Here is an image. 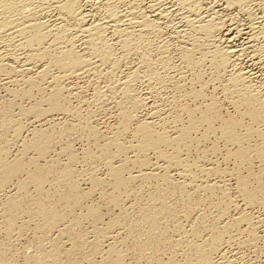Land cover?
<instances>
[{"label": "bare ground", "instance_id": "6f19581e", "mask_svg": "<svg viewBox=\"0 0 264 264\" xmlns=\"http://www.w3.org/2000/svg\"><path fill=\"white\" fill-rule=\"evenodd\" d=\"M162 31L183 41L179 56L186 73L201 81L205 67L210 72L207 83L222 85L220 91L232 115L224 118L221 102L212 97L206 102L201 91H180L182 94L173 96L175 111L171 107L170 113H162L163 108H152L149 116L157 117V124L154 118L138 123L143 99L132 91L139 73L135 71L132 78L129 75L130 79L116 84L122 96L115 103L117 132L99 144L95 129L88 130L95 149L85 148L81 159L67 145L61 167H57L59 155L57 159L50 156L65 126L63 132L62 126L57 132L49 128V133L33 129L32 138L22 144L21 155L27 157L31 150L36 157L29 156L26 163L22 158H8L9 136H1L0 192L10 185L15 191L2 202L0 228L8 239L26 226L33 231V254L23 264H126L122 244L115 241L122 231L132 244L137 258L134 264L141 263L138 259L146 264H234L237 257L225 255L234 245L264 254V230L259 235L264 228V0H0V78L12 72L21 75L20 81L7 78L12 85L19 82L18 92L8 88L15 97L31 98L34 90L41 93L29 110H20L18 118L33 115L37 119L45 112L44 104L48 113L70 115L73 108L62 98L63 81L115 71L119 66L114 48L121 55L141 48L144 53L150 48L149 36L157 38ZM147 55L142 57L145 65ZM17 63L19 68L12 67ZM170 64L159 59L157 69L144 72L145 83L162 89L173 77ZM93 97L96 104L104 96L96 92ZM188 98L199 105H187ZM9 107L0 111V128L7 127L17 141L23 126L13 119ZM127 135L131 141L126 145L123 139ZM211 140L223 143L222 161L230 169L222 171L215 162L205 168L207 164L189 159L191 153L206 157L200 147ZM216 145L212 144L210 154L215 153ZM76 163L83 167L75 170ZM97 168L104 169L103 179L96 176ZM78 180L88 182L92 192L100 188V201L117 209V216L103 222L100 207L86 205L89 193L78 188ZM228 182L234 183V200L227 193ZM30 186L33 192L28 191ZM146 188L148 196L141 201ZM255 208L261 214L253 217L248 211ZM18 220L23 222L19 227ZM161 254L166 255L165 261L158 258ZM0 258L3 264H13L10 258L1 254ZM96 258L100 263H95Z\"/></svg>", "mask_w": 264, "mask_h": 264}, {"label": "rangeland", "instance_id": "374dc122", "mask_svg": "<svg viewBox=\"0 0 264 264\" xmlns=\"http://www.w3.org/2000/svg\"><path fill=\"white\" fill-rule=\"evenodd\" d=\"M163 33H162V35H163V37H162V35H160L159 37H157V38H155L154 36V38L150 35L149 37H151L149 40H148V42H149V44L150 45H148L150 48H148V50L146 49V50H144V53H142V51L143 50H141V49H138V51L136 52V51H132V52H128V53H123L122 52V55H121V51H120V49H118V47H116V48H114V57H115V60H116V62L118 63V64H116V66L118 65L119 67V69L118 68H116L115 69V71H111L110 69H107L106 70V72L105 71H103L102 73H101V75H99L98 77H91V75L89 74V76H87V77H84V78H82V79H78V80H67V81H63L62 83H61V90H62V96H64V97H62V98H64L63 100H65V102H67V106H68V108L71 110L72 108L75 110V109H77V110H75L74 112H73V109H72V111H71V114L70 115H68V114H64V113H48L47 111V107H46V104H44V105H42L41 107H42V110L43 111H45V112H43V113H41L42 114V116H41V114H40V116H41V118H40V116L37 118V119H35V117L33 116H24V117H21V118H18V116L20 117V110L22 109V110H29L31 107H32V105L34 104V100L35 101H38L39 100V98H40V94L41 93H39L37 90H34L33 92H32V94H31V98H25L24 99V97L22 98L21 96H18V97H15L14 95H13V93L12 92H18V85H19V82H18V85H15V84H10V83H8L9 81V79H7V78H10V81H12L11 79H13V80H15L16 81V79H17V81H20V77H21V75L19 74V73H17V72H14V75H13V72H12V74L11 73H8L6 76H8L9 74L10 75H12V76H8L7 78L5 77V76H1V80H0V111H3V110H5L6 108L8 109V107L10 106V107H12L13 109H11L10 107H9V110H12V117H13V119L14 120H18V122H19V120H20V124L23 126V128H22V131H21V133H20V139H17V141L13 138V140H12V137L10 136L11 135V133H10V131H8V129H7V127H5V128H0V137L1 136H3V135H5V134H7L8 136H9V143H8V145H7V147H6V149H8V151H7V154H8V158L10 159V160H13V159H19V158H22L21 160H23L25 163H26V161H28V159H29V156H30V158L31 157H36V154L33 152V151H29L28 150V153L27 154H25V156H27V157H24V156H22L21 155V150H22V144L23 143H25L26 141H28L29 139H31L32 138V136H33V133H34V131L35 130H37L36 132H40V131H42L43 133H49V132H51L52 130L55 132H57V131H59V130H61L62 132H63V129H64V126H65V131L63 132V136H62V138L61 139H59V140H56L55 141V143H53V150H52V155L50 154V156H51V158H55V157H57L58 155L60 156H58L57 158H58V166L57 167H61L63 164H64V162L66 161V153H67V151H66V145L69 147V150L73 153V152H75V153H73V154H75V156H77L76 158L77 159H81L80 157V155H82L83 154V152L85 151V150H91V151H94V147H93V144L94 143H92L93 141H91V139L93 140V138H91L90 139V136H89V133H88V130H90V129H95V131L97 132V138L99 139V141H101V142H99L98 141V139H97V141L99 142V144H101L103 141H104V138H106V136L107 137H110V136H112V135H114L116 132H117V129H118V122H119V119H118V109L116 108V100H117V102L119 101V100H121V93H120V90H119V88L117 87V85L116 84H118L119 82H123L124 80H128V78L130 77V78H132L133 77V75H131V74H136L137 72H135V71H138L139 73H137L136 74V80H135V82H133V84H131L132 86H134L133 88H132V91H133V93L134 94H136L138 97H139V99H143L142 100V103H143V105H142V107L139 109V112H137L138 114H137V118H136V121L139 123H146L147 121L149 122V121H151L152 122V120H153V118H154V122H155V124H157L156 122H158V121H156L157 120V117H152V116H149V113H150V115H151V111H153L152 110V108L154 109H156V110H161L162 108V113L164 112V113H167V110H168V112H169V110H171V107L173 108V110L175 109L174 108V104H173V98L174 97H176V96H179L180 94H182V92H184V93H189V92H191V91H201V93L204 95L203 96V99L205 100V99H207L206 100V102L208 101V99L210 100L211 99V97L213 98V99H215L218 103H220L219 104V106L221 107V115L223 116V114H224V118H226L227 116H229L230 114L232 115V110H231V107L227 104V101L224 99V95H222L223 94V92L222 91H220L221 90V88H222V85H220V83L219 82H213L212 84H210V83H207V81L209 82V80H210V72L208 71V69H206L205 67H204V74L202 75V79H201V81H197L196 80V78L195 77H191V75L190 74H188V73H186V71H185V68H184V66H183V64H182V62L180 61V56H179V52H180V50H182V48H183V45H181L182 44V42L183 41H181V40H179V39H175L174 40V38H172L171 37V35L169 34V32L167 33V31H162ZM165 35V36H164ZM167 36V37H166ZM165 38V39H164ZM216 38H217V35H215V40H216ZM154 41H153V40ZM161 39V40H160ZM158 40V41H157ZM172 40V41H171ZM178 41V43H177V41ZM150 41H153V43L152 42H150ZM174 41V42H173ZM158 42V43H157ZM162 43V44H161ZM168 43V44H167ZM170 43V44H169ZM174 43V44H173ZM154 44V45H153ZM157 45V46H156ZM162 45H164V46H162ZM155 46V47H154ZM162 46V47H161ZM152 47V48H151ZM156 47H158V49L156 48ZM160 47V48H159ZM171 47V48H170ZM144 49V48H143ZM157 50V51H156ZM161 50H163V51H161ZM165 50V51H164ZM170 50V51H169ZM179 50V51H178ZM169 51V52H168ZM141 52V53H140ZM146 52V53H145ZM170 52H171V54H170ZM162 54V56L161 55H158V54ZM118 54V55H117ZM127 54V55H126ZM144 54H148L147 55V58H148V62H147V65H145V63H143V60H142V57H143V55ZM156 54V55H155ZM120 55L121 56H123V57H120ZM160 56V57H158V56ZM134 56H135V58H134ZM141 56V57H140ZM165 56H166V58H165ZM169 56V57H168ZM117 57H119V58H117ZM161 57H163V58H161ZM125 58H126V60H125ZM130 58V59H129ZM132 58V59H131ZM140 58H141V60H140ZM153 58V59H152ZM164 59V60H166L167 59V61L169 62V63H171L170 65H172L171 67H170V69H171V76H173L172 77V82H171V80H169L167 83H166V85H164L163 87H162V89L161 88H159V89H154L153 87L151 88V86H149V85H147V83H145L146 82V75L144 74V72L147 74V72H148V70H152V69H154V68H158L159 66H157V65H159V59ZM124 59V60H123ZM151 59V60H150ZM118 60V61H117ZM129 60V61H128ZM140 60V61H139ZM139 61V62H138ZM149 61H150V63L153 65H151L150 63H149ZM153 61H155V63H152ZM172 61V62H171ZM132 62V63H131ZM140 62H141V64H140ZM129 63V64H128ZM18 65H20V64H12V67H16V68H19V66ZM125 65V66H124ZM149 65H151V66H149ZM18 66V67H17ZM142 66V67H141ZM145 66V67H144ZM147 66H148V68H147ZM146 68V69H145ZM181 68V69H180ZM118 69V70H117ZM134 69V70H133ZM179 69V70H178ZM112 72H110V71ZM133 70V71H132ZM147 70V71H146ZM155 70V69H154ZM176 70V71H175ZM183 70V71H182ZM207 70V71H206ZM35 71H37V70H33V72L32 73H34ZM129 71V72H128ZM185 71V72H184ZM206 71V72H205ZM117 72V73H116ZM128 72V73H127ZM141 72V73H140ZM184 72V73H183ZM206 73H207V75H206ZM16 74H19V75H17V77H16ZM115 74V75H114ZM111 75H113V76H111ZM126 75V76H125ZM130 75V76H129ZM144 75V76H143ZM183 75V76H182ZM109 76V77H108ZM118 76V77H117ZM206 76H209V78H207ZM114 77V78H113ZM140 79H139V78ZM143 77V78H142ZM183 77V78H182ZM185 77V78H184ZM3 78V79H2ZM16 78V79H15ZM129 78V79H130ZM176 78V79H175ZM206 78H207V80H206ZM92 81H91V80ZM99 79H100V81H99ZM112 79V80H111ZM138 79L140 80V81H138ZM174 79V80H173ZM185 79V80H184ZM190 79V80H189ZM209 79V80H208ZM3 80H5L4 81V83H2L3 82ZM109 80H111V81H109ZM192 80V81H191ZM196 80V81H195ZM204 80V81H203ZM205 80H206V82H205ZM104 81V82H103ZM115 81V82H114ZM203 81V84H201L200 82H202ZM6 82V83H5ZM66 82V83H65ZM76 82V83H75ZM83 82V83H82ZM98 82V83H97ZM100 82V83H99ZM110 82V83H109ZM192 82V83H191ZM205 82V83H204ZM85 83V84H84ZM92 83V84H91ZM111 83H113V84H111ZM142 83V84H141ZM178 83V84H177ZM182 83V84H181ZM195 83V84H194ZM199 83H200V85H199ZM7 84V85H6ZM95 84V85H94ZM172 86H171V85ZM210 84V85H209ZM222 84V83H221ZM15 85V86H14ZM43 85V86H42ZM42 85H41V88L45 91L46 90V92L48 93V87L46 86V84H44V83H42ZM71 85V86H70ZM179 85V86H178ZM192 85V86H191ZM219 85V86H218ZM17 86V87H16ZM81 86V87H80ZM148 86H149V88H148ZM178 86V87H177ZM184 86V87H183ZM201 86V87H200ZM64 87V88H63ZM112 87V88H111ZM179 87H181L179 90H178V88ZM213 87V88H212ZM10 89V91L12 90V92H10L9 91V89ZM13 88V89H12ZM97 88V89H96ZM151 88V89H150ZM171 88V89H170ZM199 88V89H198ZM201 88V89H200ZM214 88H216V89H214ZM17 89V90H16ZM94 89H96V90H94ZM136 89V90H135ZM177 89V90H176ZM193 89V90H192ZM196 89V90H195ZM198 89V90H197ZM13 90H15V91H13ZM103 90H105V93L103 92ZM143 90V91H142ZM155 90V91H154ZM159 90V91H158ZM184 90V91H183ZM9 91V92H8ZM93 91V92H92ZM102 91V92H101ZM112 91V92H111ZM117 91V92H116ZM158 91V92H157ZM180 91H182V92H180ZM38 92V93H37ZM65 92V93H64ZM75 92V93H74ZM96 92H98V93H102V95L104 96L103 97V100L101 101V102H96V104H95V101H94V97H93V95H94V93H96ZM156 92V93H155ZM178 92V93H177ZM69 93H71V94H69ZM107 93V94H106ZM113 93V94H112ZM160 93V94H159ZM173 93V94H172ZM183 93V94H184ZM78 94V95H77ZM111 96H110V95ZM146 94V95H145ZM149 94V95H148ZM157 94V95H156ZM68 95H70V96H68ZM72 95V96H71ZM101 95V94H100ZM114 95V96H113ZM156 97H155V96ZM168 95V96H167ZM13 96V97H12ZM77 96V97H76ZM117 96V97H116ZM152 96V97H151ZM159 96H160V98H159ZM171 96V97H170ZM174 96V97H173ZM217 96V97H216ZM223 96V97H222ZM12 97V98H11ZM16 99H15V98ZM34 97V98H33ZM37 97V98H36ZM108 99H107V98ZM113 99H112V98ZM142 97V98H141ZM11 98V99H10ZM14 98V99H13ZM22 98V99H21ZM166 98V99H165ZM218 98V99H217ZM221 98V99H220ZM223 98V99H222ZM67 99V100H66ZM86 99V100H85ZM106 99V100H105ZM170 99H172V100H170ZM189 99V100H188ZM188 99H186L185 100V102H186V104L187 105H191L192 107L193 106H198L199 104V102L197 101H194L193 99H191V98H188ZM28 100V101H27ZM114 100V101H113ZM220 100V101H219ZM21 101V102H20ZM79 101V102H78ZM194 101V102H193ZM226 101V102H225ZM91 102V103H90ZM102 102H103V105H102ZM104 102L105 103H107V104H104ZM111 102V103H110ZM16 103V104H15ZM21 103V104H20ZM70 103V104H69ZM166 103H167V105H166ZM226 103V104H225ZM14 104V105H13ZM19 104V105H18ZM30 104H32V105H30ZM70 106H69V105ZM82 104V105H81ZM145 104H147V105H145ZM172 106H171V105ZM2 105V106H1ZM21 105V106H20ZM23 105V106H22ZM30 105V106H29ZM91 105V106H90ZM223 105V106H222ZM44 106V107H43ZM85 106V107H84ZM96 106H97V108H96ZM101 106V107H100ZM145 106V107H144ZM147 106V107H146ZM153 106H156V107H153ZM229 106V107H228ZM4 107V108H3ZM72 107V108H71ZM150 107H151V109H150ZM228 107V108H227ZM103 108V109H102ZM161 108V109H160ZM170 108V109H169ZM166 109V110H165ZM80 110V111H79ZM141 110V111H140ZM116 111V112H115ZM172 111V110H171ZM170 111V112H171ZM175 111V110H174ZM169 112V113H170ZM18 113V114H17ZM48 113V114H47ZM75 113V114H74ZM81 113V114H80ZM84 114H85V116H84ZM116 114V115H115ZM93 117H92V116ZM80 116H82V118L80 117ZM87 116V117H86ZM90 118H89V117ZM148 116V117H147ZM79 117V118H78ZM151 117V118H150ZM16 118V119H15ZM156 118V119H155ZM39 119V120H38ZM79 119V121L80 122H78L77 120ZM88 119V120H87ZM150 119H152V120H150ZM34 120V121H33ZM63 120V121H62ZM141 120V121H140ZM23 121L24 122H26V123H23ZM32 121V122H31ZM46 121V122H45ZM86 123V125L84 124V122ZM89 121V122H88ZM146 121V122H145ZM82 122V123H81ZM41 123H43V124H41ZM25 126H24V125ZM57 124V125H56ZM62 124V125H61ZM64 124V125H63ZM43 125V126H42ZM56 126V127H58V128H56V127H54V126ZM60 125V126H59ZM1 126V125H0ZM34 126V127H33ZM40 126V127H39ZM53 126V127H52ZM62 126V128L61 129H59L60 127ZM72 126H74V127H72ZM79 126H80V128H79ZM83 128H82V127ZM85 126V127H84ZM135 126V125H134ZM66 127H68V128H66ZM72 127V128H71ZM87 127H89L88 129H85V128H87ZM48 128V129H47ZM52 129V130H50V129ZM117 128V129H116ZM33 129H34V131H33ZM58 129V130H57ZM73 129H76V130H73ZM25 130V131H24ZM50 130V131H49ZM69 130V131H68ZM5 131V132H4ZM44 131H46V132H44ZM74 131V132H73ZM78 131V132H77ZM84 131V132H83ZM108 131V132H107ZM7 132V133H6ZM29 132V133H28ZM80 132V133H79ZM71 133V134H70ZM85 133V134H84ZM101 133V134H100ZM65 134V135H64ZM68 134V135H67ZM7 135H5V136H7ZM73 135V136H72ZM103 135V136H102ZM7 136V137H8ZM89 136V137H88ZM105 136V137H104ZM27 137V138H26ZM88 137V138H87ZM101 137H103V138H101ZM23 138H24V140H23ZM65 138V139H64ZM101 138V139H100ZM12 141H11V140ZM128 139V140H127ZM131 138H130V135H127V136H125V138L123 139V143L124 144H129V142L131 141L130 140ZM15 140V141H14ZM61 141V142H60ZM87 141V142H86ZM216 141V142H215ZM211 140L210 142H208V143H205V144H202L201 145V147H200V150L202 149V150H205V154H206V157H201L202 158V160H201V158L200 157H197L198 155H196V153H191V155H189V159L192 161V158H193V161H199L198 163L201 165H203V166H205L206 164V166H205V168H211L212 166H213V164H215V163H218V164H215V165H218V168L220 169V170H224V171H226L228 168L230 169L231 168V166L226 162V163H223V159H222V156L224 155V150H223V143L221 142V141H217V140ZM11 143V144H10ZM60 143V144H59ZM62 143V144H61ZM69 143V144H68ZM217 144L216 146H215V148H216V150L217 149H219V150H215L214 152L215 153H211L210 154V152H209V149H210V147L212 146V144ZM83 144V145H82ZM87 144V145H86ZM14 145V146H13ZM70 145H71V147H70ZM60 146V147H59ZM73 146V147H72ZM86 146V147H85ZM62 147H65V149L64 148H62ZM70 148H72V149H70ZM85 148H87V149H85ZM85 149V150H84ZM212 149V148H211ZM61 150H63V152L61 151ZM66 151V152H65ZM34 154H33V153ZM61 152V153H60ZM209 152V153H208ZM218 152V153H217ZM30 153V154H29ZM55 154V155H54ZM14 155V156H13ZM209 155H212V157H210ZM49 156V157H50ZM13 157V158H12ZM79 157V158H78ZM57 158H55V159H57ZM206 158V159H205ZM207 158H208V160H207ZM50 158H48V160H49ZM195 159H197V160H195ZM211 159V160H210ZM47 160V161H48ZM213 160V161H212ZM219 160V161H218ZM221 161V162H220ZM208 162V163H207ZM213 162V163H212ZM215 162V163H214ZM225 162V161H224ZM40 164H42V165H44V161H40L39 162ZM63 163V164H62ZM81 165V164H80ZM79 164H75L74 165V167L73 168H75V170H80V168H82L83 166H80ZM209 165V166H208ZM210 165H212V166H210ZM57 169V168H56ZM102 169V170H101ZM226 169V170H225ZM222 170V171H223ZM97 173H96V176L97 177H99V178H104V174H105V171H104V169L103 168H97V171H96ZM102 172H103V174H102ZM98 174V175H97ZM102 178V179H103ZM49 179L51 180V176H49ZM79 181V180H78ZM88 182H83V181H79V185H78V188L80 189V190H82V192L83 191H85V190H87V191H85L84 193H89V199L86 201V205H90V203H91V205H92V203L94 204V205H96V206H98V208L100 207V213H103L102 214V219H103V222H108L109 220V218H111V217H114V216H117V214H118V210L117 209H112V208H107L106 207V205H104V202L102 201H100V199H99V196H97V193L100 191L99 189L100 188H97L98 190V192H92L91 191V187H90V185L89 184H87ZM227 185H228V189H227V193H229L228 195H229V197H230V199L232 198L233 200L234 199H236V192H235V186H234V183H232V182H228L227 183ZM9 188H10V190H9ZM7 190H4L3 192L1 191L0 192V219H1V215H2V212H3V205H2V202H3V204L5 203V201H6V198L5 197H7V194L8 193H10L11 195H13L14 194V188L10 185L8 188H6ZM12 189V190H11ZM33 189H32V187L30 186L29 188H28V191L29 192H33L32 191ZM147 190V188L146 189H144V191H142V194H141V196H142V198L140 199L141 201H143V200H145V196H148L147 195V193H148V190ZM53 191H54V189H53ZM52 190H50L49 192H51V193H54ZM233 191V192H232ZM146 192V193H145ZM93 193V194H92ZM100 193V192H99ZM232 193V194H231ZM236 195V196H235ZM8 196H9V194H8ZM144 196V197H143ZM92 197V198H91ZM234 197V198H233ZM98 202V203H97ZM88 203V204H87ZM97 204H99V205H97ZM103 205V206H102ZM105 207V208H104ZM107 208V209H106ZM106 209V210H105ZM255 210V211H254ZM107 211V212H106ZM254 211V212H253ZM111 212H113V213H111ZM110 213V214H109ZM248 213H249V215L251 214V216H253V217H255V216H259L260 214H261V212H260V210H258V209H249V211H248ZM253 213V214H252ZM207 214H210V212L209 211H207ZM255 215V216H254ZM107 220V221H106ZM21 221V220H20ZM19 220L17 221V226L19 227V226H21V224L23 223H21ZM0 222H1V220H0ZM21 223V224H20ZM19 224V225H18ZM31 226V225H30ZM28 226H26V229L24 228L23 229V231L21 232V233H17V232H14L13 234H12V236H11V239H8L7 237H6V234H5V232L4 231H2V229L0 230V250L1 249H3V250H1L2 251V253H0L1 254V256L3 255V256H5V257H7V258H10L11 260H13V261H11L13 264H23V262H24V260H25V257H27V256H29V255H32L33 254V249L31 248L32 247V235H33V231L31 230V228L30 227H28ZM260 230H261V232L259 233V235L261 236V235H263L262 233H263V230H264V228H260ZM2 231V232H1ZM32 232V233H31ZM16 234H18V235H16ZM31 235V236H30ZM19 237V238H18ZM115 241H116V243H120L121 242V244H122V246H120L121 247V251H122V253H124L123 255L125 256L124 257V261L126 262V264H134L135 262H136V260H137V258H135V256H134V254H133V247L131 246L132 244L131 243H129L127 240H125V238H126V232L125 231H122L119 235H115ZM123 237V238H122ZM123 239H124V241H123ZM7 240H8V242H7ZM119 240V241H118ZM11 242V243H10ZM7 244V245H5V244ZM31 243V244H30ZM3 244V245H2ZM10 244H11V246H10ZM126 244V245H125ZM125 245V246H124ZM130 245V246H129ZM261 245V244H260ZM7 249H6V248ZM25 247V248H24ZM236 246L234 245V246H232V248H229L227 251H226V253H225V255H226V257H229V258H231V259H233L234 257H237V263L235 262L234 264H263L264 263V257H263V255L264 254H262V253H260V251H258V250H253V249H248L247 250V248H245V249H243V248H240V247H238V249H237V247L235 248ZM240 248V249H239ZM4 249H6V250H4ZM128 249V250H127ZM126 250V251H125ZM251 250V251H250ZM26 251V252H25ZM28 251V252H27ZM166 250H164V249H162V252H165ZM167 252V251H166ZM253 252V253H252ZM32 253V254H31ZM259 253V254H258ZM19 254V255H18ZM232 254V255H231ZM233 254H235V255H233ZM26 255V256H25ZM132 255V256H131ZM10 256V257H9ZM160 256V257H159ZM158 256V258L159 259H161L162 261H165V259H166V255H159ZM164 256V257H163ZM234 256V257H233ZM130 257V258H129ZM1 258H4V257H1ZM1 258H0V264H3V262H1ZM13 258V259H12ZM143 260V259H142ZM247 260V261H246ZM95 263H100V260H99V258H96L95 260ZM130 261V262H129ZM135 261V262H134ZM138 261H140L141 263L140 264H146L147 262H145V260L144 261H141L140 259H138ZM138 261H137V263H138ZM15 262V263H14ZM128 262V263H127Z\"/></svg>", "mask_w": 264, "mask_h": 264}]
</instances>
